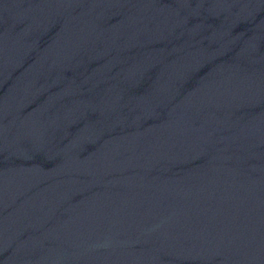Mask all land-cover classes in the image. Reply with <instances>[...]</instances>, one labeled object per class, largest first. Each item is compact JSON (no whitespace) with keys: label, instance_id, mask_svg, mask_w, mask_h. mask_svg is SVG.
Masks as SVG:
<instances>
[{"label":"water","instance_id":"1","mask_svg":"<svg viewBox=\"0 0 264 264\" xmlns=\"http://www.w3.org/2000/svg\"><path fill=\"white\" fill-rule=\"evenodd\" d=\"M0 264H264V0H0Z\"/></svg>","mask_w":264,"mask_h":264}]
</instances>
